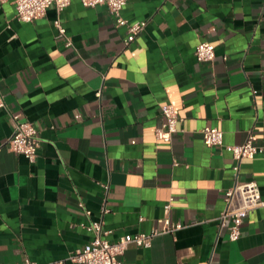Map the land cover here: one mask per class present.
<instances>
[{"label": "crops", "instance_id": "0c3cea01", "mask_svg": "<svg viewBox=\"0 0 264 264\" xmlns=\"http://www.w3.org/2000/svg\"><path fill=\"white\" fill-rule=\"evenodd\" d=\"M122 14L147 21L130 45L105 5L72 0L27 22L0 0V264H78L84 224L102 219L110 241L149 232L171 197L183 227L130 244L123 264H264V207L237 240L218 220L237 177L264 197V154L236 176L232 152L203 140L218 127L225 144L264 142V0H127ZM201 42L212 61L197 59ZM164 103L180 116L170 142L156 137ZM13 113L38 129L33 162L9 148Z\"/></svg>", "mask_w": 264, "mask_h": 264}, {"label": "built area", "instance_id": "2783aa9c", "mask_svg": "<svg viewBox=\"0 0 264 264\" xmlns=\"http://www.w3.org/2000/svg\"><path fill=\"white\" fill-rule=\"evenodd\" d=\"M72 0H13L16 7V16L21 21H33L43 16L48 7L55 5L61 12ZM87 7L105 5L115 17L117 25L127 27V35L124 38L125 45H130L137 36L145 29L146 20L131 22L126 19L122 12L127 0H81ZM60 36H65L66 29L60 19L55 21ZM68 45L71 41L68 39ZM195 55L199 61H212L215 56V45L209 42H201L196 46ZM0 108H7L4 97L0 94ZM164 122L156 129V137L164 142H170L179 129L180 116L176 107L170 103L161 106ZM12 118L15 128L8 140L9 148L24 154L29 161H35L40 147L38 129L29 120L23 119L19 113H13ZM204 143L209 146H225L232 152L238 164L234 166L236 176H238L239 163L244 158H254L257 154H264V142L255 143L253 135H249L247 140L241 144H225L224 132L218 127H212L203 131ZM106 190L108 184L103 185ZM172 200L165 203V214L158 219V224L149 232H137L133 235H123L116 241H110L104 235L107 231L103 227V220H93L83 226L93 234L92 239L84 246L74 250L69 256V260L78 264H123V255L130 244L139 246L151 245L152 238L162 233H172L183 227L180 221H173L169 215L172 208ZM264 207V197L262 196L259 184L255 180L239 181L225 193V207L220 213L218 220L220 228H226L229 238L237 240L241 236L242 225L251 211ZM109 209L103 207V214ZM89 214L91 211L86 210ZM15 264H42L31 259H24ZM53 264H66V260H59Z\"/></svg>", "mask_w": 264, "mask_h": 264}]
</instances>
